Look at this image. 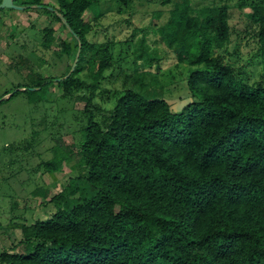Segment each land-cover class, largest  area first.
Listing matches in <instances>:
<instances>
[{
	"label": "trees",
	"instance_id": "1",
	"mask_svg": "<svg viewBox=\"0 0 264 264\" xmlns=\"http://www.w3.org/2000/svg\"><path fill=\"white\" fill-rule=\"evenodd\" d=\"M55 1L20 4L49 12L68 31L70 38H61L46 26L39 43L64 53L66 69L59 80L34 77L38 89L23 91L37 103L56 83L59 97L84 106L75 115L81 122L75 154L51 129L54 154L31 173L53 174L72 163L77 174L42 201L46 218L10 222L18 233L0 250V262L264 264V81L249 82L245 66L222 55L233 33L231 11L246 9L238 39L264 68V0H163L172 6L166 21L150 28L153 36L136 26L123 41L89 37L101 17L91 8L95 0ZM89 11L93 16L85 19ZM115 42H142L134 49L136 60L145 56L143 43H164L177 64L189 65L186 86L193 100L172 111L156 94L163 87L160 67L122 68L114 59ZM71 55L77 61L70 72ZM37 123L34 139L48 129L45 116ZM6 148L12 159L17 156V148ZM12 159H1L0 168L8 170Z\"/></svg>",
	"mask_w": 264,
	"mask_h": 264
},
{
	"label": "rangeland",
	"instance_id": "2",
	"mask_svg": "<svg viewBox=\"0 0 264 264\" xmlns=\"http://www.w3.org/2000/svg\"><path fill=\"white\" fill-rule=\"evenodd\" d=\"M171 6V3H165L163 0H134L127 5L121 4L118 0H95L91 8L100 11L101 17L89 37L94 40L114 38L123 41L136 26L147 28L150 36H153L150 28L166 21ZM243 11L245 12L246 9ZM244 12L238 9L231 11L230 24L233 33L231 42L225 47L226 51H223L222 55L226 61L235 62V66L244 65L250 75L249 82L264 81V68L257 59H252L254 49L246 46L244 40L238 39V34L244 27ZM46 15L49 21H40L37 17L36 23L33 22L34 28L21 30L20 27H11L15 40L0 42V99L7 96V94L3 95L6 91L10 94L20 90L11 99L0 100L2 101L0 102V160L12 159L6 148L7 145L18 149L17 156L12 159L13 166L8 170L0 168L1 176L7 173L6 179L0 177V250L5 248L18 233L10 222L17 221L18 218L27 222H32L36 218H46L48 207L41 205L42 201L45 202L61 191L69 178L77 174V169L71 166L72 163L63 164L61 169L53 174L42 170L38 171L35 177L33 173V168L39 161L54 154L51 150L54 143H50L48 139L51 129L62 138V146L65 148L67 146V151L70 150L73 155L75 154L72 144L78 137L75 130L81 126L75 115L76 110H81L84 106L82 100L59 97L61 90L56 83L43 92L42 100L37 103H33L29 95L23 91L34 88L32 81L34 77L58 79L66 69L67 58L64 53H54L39 46L42 40L41 29L35 27L46 23L56 27L57 36L70 38V34L59 21L53 19L51 15ZM84 16L85 19H89L93 15L89 11ZM141 44L142 42H115L114 59L122 68L128 70H132L137 64L143 68L151 67L150 70L153 72L159 66L157 77L163 87L161 90L158 88L156 94L168 101L172 111L180 112L184 105L193 100L186 86L189 65L177 64L174 54L162 42L143 43L145 56L136 60L134 49ZM236 45L237 53L234 52ZM53 48H58L57 42L53 44ZM19 58L25 59V64L19 63ZM149 58H153V61L151 62ZM72 60L73 55L70 56L68 64H73ZM134 60L136 61L133 62ZM99 100L96 98V101ZM113 101L111 96L105 106L110 107ZM42 116H45L48 122V129L40 131V139L37 137L34 139L35 132L39 128L37 122ZM64 126L70 129L68 131L61 129ZM56 152H60V148H56ZM35 190H38L37 195L33 193ZM44 191L49 194H44L43 198L41 195ZM0 264L6 263L0 262Z\"/></svg>",
	"mask_w": 264,
	"mask_h": 264
},
{
	"label": "crops",
	"instance_id": "3",
	"mask_svg": "<svg viewBox=\"0 0 264 264\" xmlns=\"http://www.w3.org/2000/svg\"><path fill=\"white\" fill-rule=\"evenodd\" d=\"M21 1L23 2L27 0H14V3L17 5L25 6L24 9L0 8V9H3V10H0V42L1 41L13 42L15 40V37L12 35L13 30L12 29L10 30L11 27H14V26L20 27L21 30H26L27 28H30V27L34 28L33 22L36 23L37 17L40 21H45V22L49 21L48 16L46 14L48 15L50 14L47 11L42 10L36 5H30V7H28L27 5L20 4ZM41 2L48 3L49 5H56V1L53 2V0H41ZM51 25L52 24L46 23L39 27L36 26L35 28L42 29L46 26H51ZM51 27L54 28L55 35L57 36L58 31L56 27L53 25Z\"/></svg>",
	"mask_w": 264,
	"mask_h": 264
},
{
	"label": "water",
	"instance_id": "4",
	"mask_svg": "<svg viewBox=\"0 0 264 264\" xmlns=\"http://www.w3.org/2000/svg\"><path fill=\"white\" fill-rule=\"evenodd\" d=\"M0 8L24 9L25 6H21V5H17V4H15V3H14V0H1V1H0ZM60 17H61V19L63 20V22L66 23V21L64 20V18H63L62 16H60ZM76 61H77V58H75V61H74V63H73L72 66H71L70 72L74 69L75 64H76ZM70 72H69V73H70ZM69 73H68L67 75H69ZM67 75H65L64 77H66ZM64 77H63V78H64ZM59 79H61V78H58V80H59ZM20 89H21V88H20ZM32 89H36V88H32ZM11 94H12V93L7 94V96L2 97L0 100H3V99L8 98Z\"/></svg>",
	"mask_w": 264,
	"mask_h": 264
}]
</instances>
